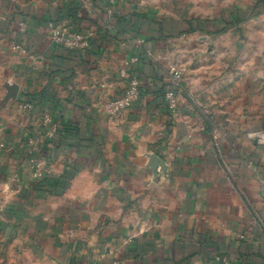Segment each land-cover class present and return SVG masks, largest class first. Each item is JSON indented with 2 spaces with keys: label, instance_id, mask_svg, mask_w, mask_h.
Wrapping results in <instances>:
<instances>
[{
  "label": "crops",
  "instance_id": "crops-1",
  "mask_svg": "<svg viewBox=\"0 0 264 264\" xmlns=\"http://www.w3.org/2000/svg\"><path fill=\"white\" fill-rule=\"evenodd\" d=\"M0 139V264H264V0H0Z\"/></svg>",
  "mask_w": 264,
  "mask_h": 264
},
{
  "label": "built area",
  "instance_id": "built-area-1",
  "mask_svg": "<svg viewBox=\"0 0 264 264\" xmlns=\"http://www.w3.org/2000/svg\"><path fill=\"white\" fill-rule=\"evenodd\" d=\"M110 3L116 0H109ZM95 32L84 31L81 29L74 28L68 24H56L51 28V37L53 41L65 48L72 50L85 51L91 48L93 42V36ZM144 39L139 38L135 41L134 47L137 52H143ZM149 57L152 56L150 51H147ZM139 55L136 54L127 58L120 66V75L124 78L126 82L125 90L103 104L104 110L112 117L119 116L123 111L127 110L129 106L137 100L141 94V84L142 81L138 76H133L130 74L132 66L138 62ZM170 80L165 89V97L168 107L172 113H176L179 107V93H184L185 89L183 87L184 82V70L172 66L169 70ZM30 104H25L24 107H30ZM44 122H51V115L46 112L44 116ZM5 148L4 142L0 139V153ZM41 170L40 165L37 163L36 176H40Z\"/></svg>",
  "mask_w": 264,
  "mask_h": 264
},
{
  "label": "trees",
  "instance_id": "trees-1",
  "mask_svg": "<svg viewBox=\"0 0 264 264\" xmlns=\"http://www.w3.org/2000/svg\"><path fill=\"white\" fill-rule=\"evenodd\" d=\"M164 94H165V90H164Z\"/></svg>",
  "mask_w": 264,
  "mask_h": 264
}]
</instances>
